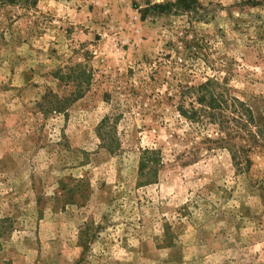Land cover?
<instances>
[{
  "label": "rangeland",
  "instance_id": "1",
  "mask_svg": "<svg viewBox=\"0 0 264 264\" xmlns=\"http://www.w3.org/2000/svg\"><path fill=\"white\" fill-rule=\"evenodd\" d=\"M177 2L0 0V264H264V0Z\"/></svg>",
  "mask_w": 264,
  "mask_h": 264
},
{
  "label": "trees",
  "instance_id": "2",
  "mask_svg": "<svg viewBox=\"0 0 264 264\" xmlns=\"http://www.w3.org/2000/svg\"><path fill=\"white\" fill-rule=\"evenodd\" d=\"M6 1H10V2H15L16 0H6ZM185 0H178L177 3H175L176 5H178L179 3L183 2ZM170 3H168L167 5H169ZM161 5H157V7H160ZM59 104V103H58Z\"/></svg>",
  "mask_w": 264,
  "mask_h": 264
}]
</instances>
